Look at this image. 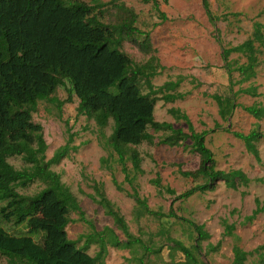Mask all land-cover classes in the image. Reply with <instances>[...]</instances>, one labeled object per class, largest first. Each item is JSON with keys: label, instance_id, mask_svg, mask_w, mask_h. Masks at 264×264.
Instances as JSON below:
<instances>
[{"label": "rangeland", "instance_id": "rangeland-1", "mask_svg": "<svg viewBox=\"0 0 264 264\" xmlns=\"http://www.w3.org/2000/svg\"><path fill=\"white\" fill-rule=\"evenodd\" d=\"M79 1L92 7L90 15L97 17L111 37L120 38L118 48L134 64L142 66L146 74L154 72L147 78L143 75L136 79L143 93L149 91L147 79L153 89L179 80L174 89L163 86L155 95L153 116L156 121L170 122L181 128L184 137L181 145L159 144L158 140L166 132L148 126L147 131L154 136V141H142L135 146L142 158V172H135L131 162L126 161L132 177L129 183L115 161V153L106 145L113 128L111 118L99 129L92 118L77 114L78 98L68 92L67 80L51 94L62 101L61 105L58 101L39 100L31 119L42 126L46 143L44 160L67 144L72 136L67 154L49 166L59 174L60 181L69 188L83 212L82 220L78 211L70 210L71 221L65 227L68 237L81 246L84 241V238L79 240L81 235L109 226L125 241L126 237L112 217L97 202L102 192L123 216L133 241L127 248L108 246L104 264H139L141 260L142 264H186L184 254L172 247L170 238L191 248L194 256L207 264H231L234 245L247 253L243 264H264V212L248 219L256 208V199L264 201V137L256 141L260 157L257 160L232 133H246L257 128L264 134V117L257 120L242 108L264 98V45L254 42L259 50L258 64L255 76L246 81L240 80L237 71L229 74L221 56L223 47L240 44L249 38L255 22L263 26L264 36V0H207L216 16L214 21L206 14L202 0H157V7L151 0ZM125 23L142 33H134V40L126 38L122 29ZM143 41H148V47H140ZM228 60L235 66L246 58L241 53L231 52ZM249 85L255 86L259 95L238 94L239 106L223 120L211 95L230 96V87L237 91ZM167 91L183 96L165 102L161 95ZM171 108L187 114L189 122L176 119L168 112ZM191 130L207 131L205 144L213 153L216 169H241L250 178L248 184L239 183L233 189L217 180L210 190L178 197L203 181L202 177H186L180 173L196 169L200 162L199 154L191 148ZM102 158L106 159L105 163L101 162ZM7 161L16 169L32 165L20 155L9 156ZM112 177L121 189L116 187ZM156 178L160 180L161 190L152 182ZM47 185L35 179L16 190L20 194L33 195ZM133 188L145 199L149 209L162 215L148 214L138 207L130 196ZM188 221L202 225L207 237L199 238ZM0 226L15 235L28 232L25 223L6 222L1 217ZM32 235L36 241L41 240L39 233ZM97 250L98 245L92 244L87 252L93 255ZM0 264H9L1 254Z\"/></svg>", "mask_w": 264, "mask_h": 264}, {"label": "trees", "instance_id": "trees-1", "mask_svg": "<svg viewBox=\"0 0 264 264\" xmlns=\"http://www.w3.org/2000/svg\"><path fill=\"white\" fill-rule=\"evenodd\" d=\"M151 1L157 7V0ZM202 4L210 20L214 21L216 16L209 9L208 1L202 0ZM91 10L90 5L79 0H68V3L64 0H0V217L6 222L25 223L28 228L27 234L15 235L0 226V254L7 258L9 264H104L108 246L122 249L133 243L123 216L102 192H99L97 202L112 217L126 237L125 241L109 226L81 235L79 240L84 238L81 246H77V241L70 239L66 233L65 227L71 221L70 210L78 211L82 220L83 212L69 188L60 181L59 174L49 166L58 163L67 154L72 136L67 144L44 160L46 143L42 126L31 119L39 100L58 101L51 94L57 86L65 84L64 80L70 84L68 92L78 98L77 114L92 118L99 129L112 119L113 128L106 145L115 153V161L129 183L132 177L129 176L126 161L131 162L135 172H142V158L135 146L142 141H154V136L147 131L148 126L155 131L166 132L158 140L159 144L181 145L184 137L181 128L174 127L170 122L156 121L153 116L155 95L162 91L163 86L174 89L179 80L165 82L153 89L147 79L149 91L143 93L136 79L143 75L147 78L154 72L146 74L142 66L134 64L118 48L120 38L111 37L97 17L90 15ZM161 16L165 18L163 13ZM262 27L255 22L249 38L240 44L222 48L221 56L227 72L237 71L242 81L255 76L259 50L254 42L264 45ZM122 29L125 37L132 40L134 33H142L128 23ZM140 47H148V41H143ZM231 52L243 54L246 61L233 66L228 60ZM230 92V96L211 95L223 120H227L239 106L236 102L238 94L259 95L252 85L237 91L230 87ZM182 96V93L167 91L161 99L168 102ZM58 103L61 105L62 101ZM242 108L259 120L264 117V98L259 103ZM168 112L176 119L189 122L187 114L177 108ZM206 133L191 130V148L199 154L200 162L196 169L180 173L186 177H202L203 181L180 193V198L188 197L195 191L210 190L217 180H222L226 187L233 189L239 183L247 185L250 181L241 169L215 168L213 153L205 144ZM232 133L244 142L248 152L260 159L256 141L264 134L259 129ZM14 155L22 156L32 164L31 167L14 168L7 161L9 156ZM101 162L105 163L106 159L102 158ZM35 179L48 185L33 195L17 192L18 186L24 187ZM112 181L121 189L114 177ZM152 182L161 190L159 179ZM167 190L174 193L172 189ZM130 196L148 214L162 215L149 209L135 188ZM260 212H264V201L256 199V208L248 219H253ZM171 215L174 216L173 213ZM188 222L198 232L199 238L207 237L202 225ZM36 233L41 235L40 241L33 238L32 234ZM170 241L173 248L184 254L186 264H207L198 260L192 249L181 241L175 238H170ZM92 244L98 245L93 255L87 252ZM232 250L231 264H243L247 253L237 245Z\"/></svg>", "mask_w": 264, "mask_h": 264}, {"label": "crops", "instance_id": "crops-1", "mask_svg": "<svg viewBox=\"0 0 264 264\" xmlns=\"http://www.w3.org/2000/svg\"><path fill=\"white\" fill-rule=\"evenodd\" d=\"M108 251H109V248H108Z\"/></svg>", "mask_w": 264, "mask_h": 264}]
</instances>
